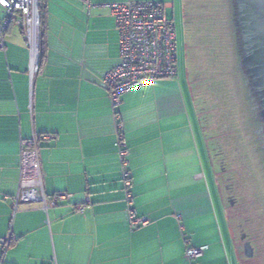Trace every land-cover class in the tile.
Returning a JSON list of instances; mask_svg holds the SVG:
<instances>
[{
	"label": "crops",
	"instance_id": "obj_1",
	"mask_svg": "<svg viewBox=\"0 0 264 264\" xmlns=\"http://www.w3.org/2000/svg\"><path fill=\"white\" fill-rule=\"evenodd\" d=\"M114 1L124 0L43 1L44 59L31 95L22 31L16 25L4 31L0 48V263L192 264L185 250L200 247L202 253L194 264H264V221L256 224L260 214L256 208L253 214L236 215L234 210L243 203L230 195L231 184L225 189L229 178L221 173L217 157L223 153L222 145L238 155L239 116L235 114L238 124L221 120L219 105L208 101L213 95L207 92L211 90L208 84L191 91L187 74L193 63L188 49H194L196 37L180 44L185 50V80L180 77L178 51L175 78L126 92L119 107L112 108L102 79L119 62L118 32L106 6ZM162 1L172 5L170 0L158 2ZM86 3L92 5L89 11ZM222 24L224 34H229L226 17ZM224 46V53L216 56L223 70L213 75L215 79L224 77L226 67H231L230 42L226 40ZM216 57L211 53L210 65L216 66ZM116 112L129 148L131 207L136 216L148 220L137 228L130 227L124 200ZM32 134L53 136L38 139L44 191L70 195L47 214L37 203H21L13 210L20 143ZM219 136L228 139L224 143ZM86 195L90 204L82 213L76 212L74 207ZM260 227L261 234H257Z\"/></svg>",
	"mask_w": 264,
	"mask_h": 264
},
{
	"label": "built area",
	"instance_id": "obj_2",
	"mask_svg": "<svg viewBox=\"0 0 264 264\" xmlns=\"http://www.w3.org/2000/svg\"><path fill=\"white\" fill-rule=\"evenodd\" d=\"M87 10L91 8L86 3ZM114 17L118 32L119 62L105 73L102 82L112 108L117 109L124 93L143 87L159 79H173L178 72V45L175 24L167 18L166 5L154 1L124 0L106 4ZM2 19L0 20V48L4 46V31L11 24L20 26L28 48V84L31 95L32 85L38 72L39 59V0H4L0 3ZM35 57V62L32 60ZM116 116V146L121 163V180L125 191V202L128 205L130 227L144 226L148 220L136 216L132 203V177L128 169L129 148L124 139L122 124ZM53 137L43 134L37 137L32 134L21 140L19 151L18 188L12 197L13 210L21 203H37L46 214L49 209L61 201L67 200L69 194L57 192L47 195L43 189L38 158V139ZM3 198H7L6 195ZM90 204L89 197L74 207L82 213ZM202 248H187L185 257L195 258L202 253ZM1 264V263H0Z\"/></svg>",
	"mask_w": 264,
	"mask_h": 264
},
{
	"label": "rangeland",
	"instance_id": "obj_3",
	"mask_svg": "<svg viewBox=\"0 0 264 264\" xmlns=\"http://www.w3.org/2000/svg\"><path fill=\"white\" fill-rule=\"evenodd\" d=\"M153 1L158 2L159 0ZM162 2L166 5L164 12L167 18L174 20L176 24L178 37L177 45L180 54L179 59L181 57L180 77L182 76V80L186 79V66L185 60L183 59L185 50L184 47L182 48V46H180L181 41L184 42L185 38L191 40L195 36L198 43L195 44L193 50L191 48L188 49V52L190 51L189 56H191L190 63H193L194 67L196 66V69H193V71L192 65L190 68L191 71L189 70L190 74H187V77L192 83L191 91L193 93H195V89L200 91L205 88L206 84H208L210 87L208 89L211 90H207V92H213V95H209L210 98L208 101L211 105H213V103L215 106L219 105L220 114H222L221 120H223L224 123L227 122L228 125L229 123L231 125L232 123L238 124V117L235 118V114L238 116L236 99L233 98L232 94L233 83L231 77V67H229V69L226 67L224 77L221 79H215L213 76L223 70V66L219 65L220 59L216 56H221V53H224L223 47L224 49L226 48V46H224L226 40L227 42H230L229 34H224V29L222 27L224 18H227V0H170L172 4L170 6H168L165 1ZM227 47L229 48V45ZM219 51L221 52L220 54ZM211 53L216 57V66L210 65ZM207 61L209 62V65H207ZM222 64H225V62ZM207 71L211 73L208 74ZM219 77H221V75ZM209 78L210 82L208 81ZM211 81H213V83ZM203 92V96L205 97V93H208L206 90ZM204 97L202 98V101L204 104L208 105L207 99H204ZM196 101L200 102L199 100ZM219 137V141L224 143L225 140L228 139L225 138V136ZM238 138L241 142V144L239 143L238 155L234 152L232 147L222 145L223 153L217 157L220 158L222 163H220V169L222 170L221 173H223L226 178H229V181L226 182L227 184L225 185V189L229 190V185L231 184L232 190L229 192L230 195L232 194L233 198H236L238 201L243 203V206H241L239 210H234L236 215L243 216L246 215L245 213L253 214V212H255L254 208H256L258 214L260 213L257 215L256 223L259 225L260 222L264 221L262 217L263 210L260 203L257 202V197L260 196L258 189L260 188V185L257 181L255 182L252 179V175H249L248 173L249 166L247 164L251 161L247 159L248 152L244 142L243 132H239ZM216 139L217 138H215V144H213L212 148L216 147ZM229 203L232 205L231 200H229ZM245 203L248 204V206ZM251 216L253 217V215ZM259 229L260 230L256 231L257 234H261L260 231L262 227ZM189 261L194 264V258Z\"/></svg>",
	"mask_w": 264,
	"mask_h": 264
},
{
	"label": "water",
	"instance_id": "obj_4",
	"mask_svg": "<svg viewBox=\"0 0 264 264\" xmlns=\"http://www.w3.org/2000/svg\"><path fill=\"white\" fill-rule=\"evenodd\" d=\"M231 2V3H230ZM241 7L243 9V12L245 14L246 23H247V32H248V51L250 53V61L253 65V71L255 74L256 81L258 82V87L260 86L263 97H264V0H241ZM233 6V0L229 1L227 0V24H228V32H229V40H230V58H231V77H232V83L235 93V99H236V105H237V111L238 116L241 124L242 131L246 129V114H245V106L246 103H242L241 99L238 97L239 95V86L237 83L236 75L238 68L242 65V63H235L236 59V53H238V43L237 40H235V33L231 27L233 23L235 24V10L232 9ZM229 15V17H228ZM237 35V33H236ZM237 37V36H236ZM235 63V64H234ZM241 67V68H242ZM243 78V77H242ZM245 87H246V94H248L251 101L253 100L250 84L249 81L243 78L242 79ZM263 101V99H262ZM264 102V101H263ZM252 109L255 107L252 105ZM250 121L256 120V114H252V116L249 119ZM249 121V122H250ZM260 126L257 125L256 128L250 129V137L252 136V140L250 138H246V134L244 133V140L249 152L250 148V141L254 144L257 143V141H262V135L260 131ZM256 133V137L253 138V135ZM258 145V144H257ZM261 149H264V143L261 142L260 144ZM258 176L262 177V174L258 172Z\"/></svg>",
	"mask_w": 264,
	"mask_h": 264
},
{
	"label": "trees",
	"instance_id": "obj_5",
	"mask_svg": "<svg viewBox=\"0 0 264 264\" xmlns=\"http://www.w3.org/2000/svg\"><path fill=\"white\" fill-rule=\"evenodd\" d=\"M44 0H39V14H40V26H39V59H38V72L41 68L43 59H44V47H43V32H44V23H43V10H44V4H43ZM230 1V0H229ZM232 1V0H231ZM231 3V2H230ZM232 9L235 10V1L233 0V6ZM235 14V13H234ZM229 17V15H228ZM10 25H14V23H11ZM20 28V26H17ZM234 33H235V40H237L238 43V53H236V59H235V63H240L241 62V54H242V48L240 47V40H239V35H238V30H237V25L236 23L233 25H231ZM21 29V28H20ZM237 33V35H236ZM23 34V33H22ZM237 36V37H236ZM241 49V50H240ZM234 63V64H235ZM242 67V66H241ZM238 68V71L236 72L237 75L236 80L238 83L239 88V95L238 97L241 99V102L246 103L245 106H243L245 108V114H246V129L243 132V134H246V138H250V140H252V136L250 137V129H254L257 127V125L260 126V122L257 116V108L252 109L251 106L253 105L255 107V103L254 101L256 100H252L249 98L248 94H246V87L245 84L243 82V78L246 81V76L244 74L243 71V67L242 68ZM229 69V68H228ZM37 72V73H38ZM228 72V70H227ZM243 77V78H242ZM253 97V96H252ZM255 97V96H254ZM256 98V97H255ZM256 114V120L254 121H250V117L252 116V114ZM250 121V122H249ZM257 135L256 133L253 135V138H255ZM263 142V139L262 141ZM260 141H257V143H252L250 141V150L248 152V160L251 162H248V170H249V175H252V179L256 182H258V184L260 185L259 189V194L260 196L257 197V202L260 203L261 208L263 210V218H264V149H261V144ZM258 144V145H257ZM247 170V169H246ZM258 172H260L262 174L261 176H258ZM257 177V178H256ZM256 178V179H255ZM258 186V185H257ZM260 189H261V193H260Z\"/></svg>",
	"mask_w": 264,
	"mask_h": 264
},
{
	"label": "flooded vegetation",
	"instance_id": "obj_6",
	"mask_svg": "<svg viewBox=\"0 0 264 264\" xmlns=\"http://www.w3.org/2000/svg\"><path fill=\"white\" fill-rule=\"evenodd\" d=\"M235 1V23L237 25L239 40H240V47L242 48V54H241V62L243 67L244 74L246 76V79L249 81L251 94L253 96V99L255 100V108H257V116L260 122V131L264 143V97L262 90L260 86L258 87V82L256 81L255 74L253 71V65L250 61V53L248 51V32H247V23L245 14L243 12V9L241 7V0H234ZM241 50V49H240ZM256 98H255V97ZM263 99V101H262Z\"/></svg>",
	"mask_w": 264,
	"mask_h": 264
},
{
	"label": "bare ground",
	"instance_id": "obj_7",
	"mask_svg": "<svg viewBox=\"0 0 264 264\" xmlns=\"http://www.w3.org/2000/svg\"><path fill=\"white\" fill-rule=\"evenodd\" d=\"M32 62H33V63L35 62V57L33 58Z\"/></svg>",
	"mask_w": 264,
	"mask_h": 264
},
{
	"label": "snow or ice",
	"instance_id": "obj_8",
	"mask_svg": "<svg viewBox=\"0 0 264 264\" xmlns=\"http://www.w3.org/2000/svg\"><path fill=\"white\" fill-rule=\"evenodd\" d=\"M4 2V0H0V3H3Z\"/></svg>",
	"mask_w": 264,
	"mask_h": 264
}]
</instances>
